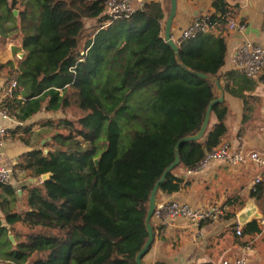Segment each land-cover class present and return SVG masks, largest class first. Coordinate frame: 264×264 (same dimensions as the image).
Returning <instances> with one entry per match:
<instances>
[{"label":"trees","instance_id":"trees-1","mask_svg":"<svg viewBox=\"0 0 264 264\" xmlns=\"http://www.w3.org/2000/svg\"><path fill=\"white\" fill-rule=\"evenodd\" d=\"M105 1L0 0V39L18 38L27 53L17 69L12 61L0 65V71L11 67L8 80L17 83L2 109L21 122L44 108L55 112L76 105L84 112L77 125L59 122L67 133H55L46 154L34 150L22 157L18 167L38 183L43 175L50 177L28 187L26 212H7L8 224L27 228L15 245L0 221V264H137L148 240L152 191L174 162L178 141L200 131L210 103L219 97L213 82L180 66L163 35L160 4H146L109 23ZM19 7L17 17L13 11ZM213 7L211 23L225 28L236 18L225 0ZM86 21L95 23L89 33ZM178 46L190 70L216 78L225 93L244 98L237 87L252 81L223 71L228 46L222 35L200 32ZM131 93L144 97L130 102ZM227 114L225 100L213 107L203 139L181 145L180 164L158 192L180 190L179 170H194L222 142ZM3 187L16 195L9 183ZM251 198L264 214V183L251 190ZM261 231L253 220L240 237Z\"/></svg>","mask_w":264,"mask_h":264},{"label":"crops","instance_id":"crops-1","mask_svg":"<svg viewBox=\"0 0 264 264\" xmlns=\"http://www.w3.org/2000/svg\"><path fill=\"white\" fill-rule=\"evenodd\" d=\"M216 0H177L178 9L172 26V38L178 42L182 32L197 18L206 17L215 13L213 3ZM234 8V15L238 22L244 23V32L229 31L227 26H217L209 33L222 35L228 46L224 72L233 71V56L244 41L264 45V0H225ZM146 4L158 3L164 11L162 22L163 35L165 23L170 11V0H145ZM8 61L10 60L8 57ZM14 62V61H12ZM14 64V63H13ZM18 65V63H17ZM17 65H14L17 69ZM15 80H8L0 73V100L12 94L16 87H12ZM17 84V83H16ZM248 85V86H247ZM252 85V87H250ZM240 89L243 99L232 97L225 93L228 107L226 116L227 133L222 142L229 144L233 149L243 152L258 151L264 153V88L261 82L246 81ZM19 98L22 99L21 95ZM27 101H25L26 103ZM56 112V111H55ZM55 112H48L45 108L23 122L14 117L9 120L0 118V123L9 126L10 133L5 138L4 165L12 169L13 177L10 185L16 195L8 194L4 188L0 189V221L8 229L7 237L14 238L25 234L27 228L20 224L10 225L7 222V212L27 211V189L31 185L42 183L32 173L18 167L22 157L34 150H43L46 154L49 149L47 140H52L50 130L54 127ZM214 122V120H213ZM28 128L27 132L25 129ZM24 138L28 141L25 143ZM259 173L253 165L231 167L224 162L210 163L203 169H196L191 174L179 170L181 179L180 190L172 194H157V202L177 200L189 204L194 208H208L212 205H227L229 212L223 219L210 220L199 227L183 219H174L164 222L152 217L154 241L143 256L144 264H221L226 259H235L241 255L243 248L250 246L248 264H264V218L257 220L262 226L260 233L247 237L236 234V225L243 227L238 221V214L248 205H255L261 212L258 202L251 198L253 181ZM37 179V180H36ZM233 203V204H228ZM244 206L241 208V204ZM250 221V222H251ZM249 222V223H250ZM10 240V239H9ZM246 243V244H245Z\"/></svg>","mask_w":264,"mask_h":264},{"label":"built area","instance_id":"built-area-1","mask_svg":"<svg viewBox=\"0 0 264 264\" xmlns=\"http://www.w3.org/2000/svg\"><path fill=\"white\" fill-rule=\"evenodd\" d=\"M146 5L145 0H106L105 14L109 17V23L119 18H129L138 11H142ZM217 23H211L209 16L197 18L195 21L182 32L180 41L195 37L200 32H208L215 29ZM227 29L229 31L244 32L246 25L238 22L236 18H229L227 21ZM233 70L245 76L247 79L255 82H261L264 88V45L246 40L237 49L233 56ZM16 87V82L12 84ZM0 100V118L9 120L10 116L6 110L1 107ZM9 126L0 123V189L10 183L13 177L12 169L4 165V146L5 138L10 133ZM224 162L231 167L250 166L253 165L259 171L256 175L252 187L264 183V153L258 151L243 152L233 149L229 144L221 142L217 147L207 152L204 159L194 170H187V174H191L196 169H203L210 163ZM173 185H178L176 181ZM229 212L227 205H212L208 208H194L186 203L177 200H164L157 202L153 218L164 222L174 219H183L191 223L193 226L199 227L206 221H216L223 219ZM242 227L238 226L236 234L241 236ZM250 246L243 248L240 256L235 259H226L221 264H248L249 263Z\"/></svg>","mask_w":264,"mask_h":264},{"label":"water","instance_id":"water-1","mask_svg":"<svg viewBox=\"0 0 264 264\" xmlns=\"http://www.w3.org/2000/svg\"><path fill=\"white\" fill-rule=\"evenodd\" d=\"M177 9H178V2L177 0H170V11L165 23V29H164V38L166 43L174 50L176 58L180 64V66L188 71L189 73L196 75L197 77L204 79V80H208L213 82L218 90V94L219 97L215 100H213L206 112V117L204 120V123L200 129V131L193 136H188L185 137L183 139H181L180 141H178V143L175 146V160L174 162L166 169V171L164 172V174L162 175L161 179L158 181V183L155 185L151 197H150V201H149V205H148V214H147V218H146V228H147V232H148V240L146 242V244L144 245V247L142 248V250L138 253V255L136 256V263L137 264H144L142 261L143 256L148 252V250L150 249L153 241H154V229L152 226V217H153V213L156 209V204H157V194H158V190H159V186L161 183H163L166 179V176L168 175L169 172H171L172 170L176 169L178 167V165L180 164V147L182 144H185L187 142L190 141H200L203 139L209 125H210V121H211V115H212V109L216 104L222 103L225 100V92L220 84V82L211 76L199 73V72H195L190 70L186 65H184L181 60H180V48L178 46V42H176L173 38H172V26L174 23V19L176 17L177 14ZM14 15H17V11L14 10L13 11ZM25 55V53H21V57H23ZM101 160V157L96 158L95 164L98 165L99 162ZM50 177L49 174H45L41 177L42 182H45L48 178ZM37 180V179H36ZM264 218L259 212H258V208L255 205H248L246 206L239 214H238V221L241 225H246L247 223H249L251 221V219H262ZM9 239L12 241V243L14 244V238L13 236H10Z\"/></svg>","mask_w":264,"mask_h":264},{"label":"rangeland","instance_id":"rangeland-1","mask_svg":"<svg viewBox=\"0 0 264 264\" xmlns=\"http://www.w3.org/2000/svg\"><path fill=\"white\" fill-rule=\"evenodd\" d=\"M18 9L19 10H16L17 17L19 16V11L22 10L23 8L19 7ZM85 24H86L87 33L91 32L95 26L94 25L95 23L93 21H86ZM13 49H17L18 52L15 53ZM21 53H25V55L27 54L21 49V43L18 38H14L12 35H8L6 38L0 39V63H5L6 61L9 60L8 59L9 57L10 60L14 61L13 62L14 65H17L19 59H22L25 56L24 55L23 57H21ZM10 70L11 67H8L0 71V73H3L7 76ZM142 97H144V94L142 93H131L130 97L128 98L130 99V102L131 100L134 102L135 100H141ZM54 115L55 116L52 118L54 119L53 121L54 127H52L49 132L51 138L57 132L67 133V130H64V126L59 125V122L61 120H68L74 123L75 125H77L78 120L84 115V112L81 111L76 105H72L64 110L56 111ZM77 138L79 139V136H77ZM46 144L48 145V148H51L50 146L51 144H53L52 140H47Z\"/></svg>","mask_w":264,"mask_h":264}]
</instances>
